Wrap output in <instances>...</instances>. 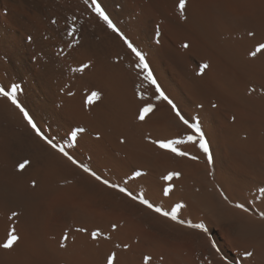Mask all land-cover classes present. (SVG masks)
Instances as JSON below:
<instances>
[{
    "label": "bare ground",
    "instance_id": "obj_1",
    "mask_svg": "<svg viewBox=\"0 0 264 264\" xmlns=\"http://www.w3.org/2000/svg\"><path fill=\"white\" fill-rule=\"evenodd\" d=\"M97 2L168 99L84 0H0V87L77 161L0 97V264H264V0Z\"/></svg>",
    "mask_w": 264,
    "mask_h": 264
},
{
    "label": "snow or ice",
    "instance_id": "obj_2",
    "mask_svg": "<svg viewBox=\"0 0 264 264\" xmlns=\"http://www.w3.org/2000/svg\"><path fill=\"white\" fill-rule=\"evenodd\" d=\"M84 2L86 4H88L89 7H91L93 9V11L95 12V14L101 19L103 20L107 26L113 31L116 32L118 35L121 36V39H124V42L128 45V47L132 50V52H134L136 54V56L139 58L140 64L139 67H141L147 74L144 76V79L149 81L150 84L152 85H156V81L154 79V77L151 74V71L148 69V65L144 59V56L135 48L133 47V45L128 41L127 38H125L123 36L122 33L119 32V30L116 28V26L112 23V21L109 19L108 15L106 14V12L104 11V9L101 7L100 3L97 2V0H84ZM186 6V0H179V9L181 11V13H183L184 9ZM55 22V21H53ZM183 47L187 48L188 45L184 44ZM264 51V43L259 44L258 47L255 49V51L251 52L250 55L255 57L258 53ZM84 67H88L87 65H84ZM208 65L204 64L202 65V69L207 68ZM80 71H83V68L79 69ZM156 91L160 93V97L163 99H168L166 96H164V93L160 91V88L158 85H156ZM16 93H17V88L15 86H12L10 90L4 88V87H0V97L2 98H6L7 100H9L17 109L20 110L21 113H23L25 120L28 122V124L32 127V129L36 132V134L38 136H40L41 139H44L47 143H49L53 148H56L58 151L62 152L65 156H67V158L69 160L72 161V163H77L76 160H74L72 158V156L68 155V153L64 152V150L62 148H58L56 144L52 143V141L48 138H46L44 136V134L41 132V130L37 127V125L33 122V118L29 115V113L27 111H25L24 107L21 106V103L17 100L16 97ZM99 98V94L96 92H93L91 94V97L89 99V103L93 102L94 99H98ZM141 98L143 99V95H141ZM169 104H172L171 100H168ZM173 108L175 109V105H173ZM153 110V106L152 105H148L145 108L142 109L139 118L141 120L145 119V116L150 113ZM177 116L180 117L182 123H184L185 125H187L188 128L192 129L193 132H195V136L193 135H188L186 137L187 142L189 143H197V137L199 138V147L203 150V152L208 155V159L209 162H211V155L209 153V148L207 145V142L205 141L204 135L203 133L200 131L199 125L198 124H192L189 123L188 120H186L183 116H181L180 112L177 111L176 112ZM73 135V139L75 138V133L72 134ZM185 141L183 140H174V141H169V142H158V146L166 149L170 152H173L175 155L177 156H185L187 155L186 152H182L180 151L177 147H175V145L180 144V143H184ZM193 159H195V157H192ZM28 164V161H25L24 163L19 164V170H24V168L26 167V165ZM85 172H89L91 175H95V173L90 172V170L85 167L84 168ZM172 175L175 176H179V173H173L170 174L168 177H165V179H171ZM97 180H100L101 178L99 176H96ZM105 184H108L109 187H118L116 185H112L109 184L108 181L104 180L102 181ZM119 191L125 193V195H131L130 192H128L125 188H119ZM171 191V189H166L165 190V195H167V193ZM133 199H137V197L132 196ZM139 202L141 204H144L146 207L152 209L153 211L159 213L162 216L168 217L174 221H176L177 223L180 224H186L187 227L190 228H197L199 229L201 232H207V228H205V226L203 224H192L191 222H186L183 220H179L177 219V212L178 210L183 207V205H176V207L174 209L171 210V212H167L164 211L163 209L159 208V207H154L153 204L149 203L147 200L140 198ZM236 207H243L240 204H237ZM245 211H247V209H245ZM15 215V214H14ZM261 218L264 219V214H261ZM100 234L98 232H93L92 233V237L93 239H96ZM19 240L18 235H16L15 230L13 229L7 236L6 241L2 244H0V247L4 248V249H11ZM213 247H215V245H213ZM246 255L248 256H252L251 252H248ZM114 259H115V254H113L112 256H109L107 264H114Z\"/></svg>",
    "mask_w": 264,
    "mask_h": 264
}]
</instances>
